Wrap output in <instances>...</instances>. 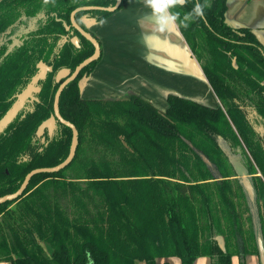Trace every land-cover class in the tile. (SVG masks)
<instances>
[{"label": "trees", "instance_id": "1", "mask_svg": "<svg viewBox=\"0 0 264 264\" xmlns=\"http://www.w3.org/2000/svg\"><path fill=\"white\" fill-rule=\"evenodd\" d=\"M115 3L0 0V121L45 69L30 109L18 112L0 133V197L18 190L30 171L67 158L72 130L54 115L60 85L55 76L63 68L73 72L94 46L64 23L71 24L78 7ZM194 3L185 0L173 11L182 18ZM226 10V0H207L202 18L187 27L177 19L222 106L175 94L167 96L164 112L134 93L84 99L81 81L100 57L64 88L59 109L78 130L76 155L57 173L33 176L19 199L0 205V262L169 264L161 260L177 257L180 264H194L208 257L210 264H232L237 257L247 264L248 256L259 257L264 46L251 29L231 26ZM113 13L81 11L75 19L89 32L83 18L100 21ZM49 118L52 134L39 137V126ZM242 176L253 185V201Z\"/></svg>", "mask_w": 264, "mask_h": 264}, {"label": "crops", "instance_id": "2", "mask_svg": "<svg viewBox=\"0 0 264 264\" xmlns=\"http://www.w3.org/2000/svg\"><path fill=\"white\" fill-rule=\"evenodd\" d=\"M226 5V21L234 28L251 29L264 46V0H226ZM117 9L103 24L83 18L99 41L100 60L81 85L82 98L115 99L134 93L166 110L167 96L175 94L210 107L222 106L177 21L159 33L152 30L154 18L144 0H127ZM247 259L260 264L258 256H248L246 263ZM232 264H239L237 257Z\"/></svg>", "mask_w": 264, "mask_h": 264}, {"label": "water", "instance_id": "3", "mask_svg": "<svg viewBox=\"0 0 264 264\" xmlns=\"http://www.w3.org/2000/svg\"><path fill=\"white\" fill-rule=\"evenodd\" d=\"M121 2H122V0H116L115 5L112 6V7H101V6H83V7H78L74 11H72V13L70 15L71 24L67 25V23H64V26L66 27V30H70L71 27L75 28L84 38H86L88 41H90L92 43V45L94 46L93 54L90 57L86 58L84 61H82L75 68V70L73 72L69 68H63V69L59 70L57 72L56 76H55V81L57 83H60V85H59V87H58V89L56 91L55 98H54V115H55V117H56V119L58 121H60L63 125H66L67 127H69L72 130V142H71V147H70L69 154H68L67 158L63 162H61L60 164H58V165H56L54 167L37 168V169H34V170L30 171L25 176V178H24V180H23V182H22V184H21V186L19 187L18 190H16L14 193L7 194V195H4V196L0 197V205L4 204L6 202H11V201H15V200L19 199L24 194V192L27 189V187H28L31 179L33 178V176H35L37 174H42V173H48V174L57 173V172L63 170L64 168H66L72 162V160L74 159V157L76 155L77 147H78V130L75 127L74 124H72L71 122L65 120L62 117V115L60 113V109H59L60 96H61L64 88L69 83L74 81L84 68H86L91 63L97 61L99 56H100V44H99V42L89 32L83 30L78 25V23L76 22V19H75V15L78 12H81V11H91V10H106V11L113 12L120 6ZM71 42L76 47L79 46V39H78L77 36H74L71 39ZM15 107H17V105H15L12 109H14ZM16 114L14 113L13 118L16 116ZM10 121H8L7 124ZM53 123H54L53 118H49L48 120L43 122L39 126V128L37 130V135L39 137H41L45 133V131H47L48 134H52ZM7 124L4 126V128L7 126ZM4 128H3V130H4ZM204 161L209 163L208 160L205 157H204ZM241 179H242V184L244 186L245 191L249 195L250 199L253 201L254 198H255V191H254L252 183L250 182V180H249V178L247 176H242ZM258 247H259L260 263L264 264V246H263V242H262L261 238L258 239Z\"/></svg>", "mask_w": 264, "mask_h": 264}, {"label": "clouds", "instance_id": "4", "mask_svg": "<svg viewBox=\"0 0 264 264\" xmlns=\"http://www.w3.org/2000/svg\"><path fill=\"white\" fill-rule=\"evenodd\" d=\"M45 3H47V0H45ZM184 3L185 0H144V6L149 9V14L154 18V24L151 26L152 30L164 33L175 25L177 19L181 17V13L173 11V9L182 7ZM206 6L207 0H204L203 3L201 0H195L192 8L183 13L182 18L179 19L180 25L187 27L189 21L202 18ZM100 23L103 24L104 20L101 19Z\"/></svg>", "mask_w": 264, "mask_h": 264}, {"label": "rangeland", "instance_id": "5", "mask_svg": "<svg viewBox=\"0 0 264 264\" xmlns=\"http://www.w3.org/2000/svg\"><path fill=\"white\" fill-rule=\"evenodd\" d=\"M86 81V78L85 79H83L82 81H81V85H83L84 84V82ZM37 90V86L34 84L33 85V87L29 90V92L27 93V94H29V95H32V93L34 92V91H36ZM31 93V94H30ZM128 94H125L123 97H118V98H125L126 96H127ZM29 97L30 96H28V95H22V97H20L21 98V100H18L17 102H16V104H17V107H15L14 109H11L10 110V112L9 113H7L6 115H5V117L0 121V132H2V130H3V128H4V126L7 124V122L8 121H10V120H12V118H13V116H14V113L16 114V113H18L20 110H22V109H24L25 107V105H27V99H29ZM86 98V97H85ZM15 104V105H16ZM24 105V106H23ZM163 107H160L159 105H158V109L161 111V112H164L165 110L164 109H162ZM15 110V111H14ZM14 111V112H13ZM42 245L46 248V244H44V243H42ZM166 262H168L169 264H180V259L179 258H177V257H170V258H165L164 259ZM136 264H146L145 262H141V261H137V263ZM194 264H210V260H209V258L208 257H201V258H199V259H197L196 261H195V263ZM247 264H254V262H252V260L250 259V260H248L247 259Z\"/></svg>", "mask_w": 264, "mask_h": 264}, {"label": "flooded vegetation", "instance_id": "6", "mask_svg": "<svg viewBox=\"0 0 264 264\" xmlns=\"http://www.w3.org/2000/svg\"><path fill=\"white\" fill-rule=\"evenodd\" d=\"M44 73H45V69L42 71V73L39 75V76H37L35 79H34V81L29 85V88L22 94V95H28V96H30L29 97V99H27V105H23L25 108L24 109H22V110H20L19 112H21V111H27L28 109H30V105H31V98H32V95L34 94V92L32 93V95H29V94H27L28 92H29V90L33 87V85L35 84L36 86H37V80L39 79V78H41V77H43V75H44ZM57 74V73H56ZM37 91V90H36ZM31 94V93H30ZM22 95H20L19 97H18V99L16 100V102L18 101V100H21V98L20 97H22ZM16 102L14 103V105H13V107L15 106V104H16ZM17 105V104H16ZM12 107V108H13ZM11 108V109H12Z\"/></svg>", "mask_w": 264, "mask_h": 264}]
</instances>
